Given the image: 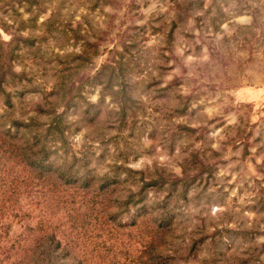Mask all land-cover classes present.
Returning <instances> with one entry per match:
<instances>
[{
    "label": "rangeland",
    "instance_id": "374dc122",
    "mask_svg": "<svg viewBox=\"0 0 264 264\" xmlns=\"http://www.w3.org/2000/svg\"><path fill=\"white\" fill-rule=\"evenodd\" d=\"M0 73V264H264V0H0Z\"/></svg>",
    "mask_w": 264,
    "mask_h": 264
},
{
    "label": "trees",
    "instance_id": "16d2710c",
    "mask_svg": "<svg viewBox=\"0 0 264 264\" xmlns=\"http://www.w3.org/2000/svg\"><path fill=\"white\" fill-rule=\"evenodd\" d=\"M3 75H4L3 73H0V91L2 89V84H3ZM111 80H112V77L111 76L107 77L106 84H109L111 82ZM6 102H7L8 106H9L10 100L8 99V97H7ZM39 110L41 111L42 108H40ZM49 111H50L49 113L51 114V116H50V120H49V122L47 124V127L44 130L45 131V137H46V134L48 133V135L53 136L52 139H56V140L59 139L62 142V144H63L65 142V128L62 125L63 113L62 114L61 113L60 114H57L56 111H55V109H50ZM123 111H124V109L122 110V113H123ZM34 121H35V118L31 117L29 119V121H28L30 123L24 124V121H19V120H16L15 119V120L12 121V127L16 131V130H18V127H21L22 126V127L26 128V129H28V132H31L32 127H34L33 124H35ZM36 136L37 135L35 134L34 135V139L36 138ZM114 167H118V166L117 165H114ZM123 170H125L126 173L128 174L126 176H131V175H134V174H138L139 175L138 182L141 183V185L139 186V189H137L138 191L136 193L129 192L128 196L126 197V200L123 202V205H126L127 206L130 203H133V205H136L138 202H140V201H135L134 200V197L136 195L142 193V191L145 190V189H147L148 187H155L156 185L160 184V183H158L159 180H160V178H158V179H152V178H150L148 181H145L142 172L132 171V170L126 169V168H124ZM68 172H70V171L67 170V171H65L63 173H60L59 176L61 178H63V176L65 177V175ZM72 177H73V175L69 173V178H72ZM107 182L108 181L106 179H104V184H107ZM177 182H182L185 185L187 184L186 179L177 178V179H175L174 183H177ZM84 183H87L86 185H88L87 177L86 176L84 178H81V180L79 181V184L78 185L81 188L86 187L84 185Z\"/></svg>",
    "mask_w": 264,
    "mask_h": 264
}]
</instances>
